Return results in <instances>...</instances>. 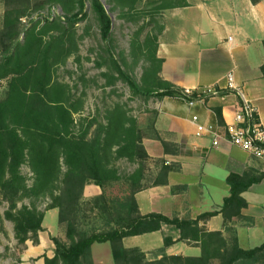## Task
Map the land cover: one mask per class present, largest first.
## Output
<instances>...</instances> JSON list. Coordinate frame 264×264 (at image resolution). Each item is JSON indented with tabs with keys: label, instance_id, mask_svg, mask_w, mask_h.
<instances>
[{
	"label": "trees",
	"instance_id": "1",
	"mask_svg": "<svg viewBox=\"0 0 264 264\" xmlns=\"http://www.w3.org/2000/svg\"><path fill=\"white\" fill-rule=\"evenodd\" d=\"M87 1L99 24L105 41H112V15L132 22L148 19L155 22L164 10L184 7L187 0H3L5 10L0 28V196L9 207L5 217L14 222L19 243L32 239L39 243L45 211L37 201L49 197L47 209L59 208V221L67 216L76 217L82 205L85 186L89 182L103 189L115 183H126L128 191L121 198L110 199L103 193L94 200L97 207L109 216L107 227L74 236V221L68 223L70 244L53 238L55 256L45 258V264H84L92 256L95 243H109L115 264H264V242L253 248H243L238 236H225L222 231H209L200 226L207 220L223 214L225 222L241 216L247 206L242 194L264 175L231 173L227 182L230 195L220 210L205 212L196 219L169 217L158 212L141 214L136 194L159 184L168 183L169 169L164 165L153 182L147 173L152 160L144 144V133L137 118L130 115L126 106L118 103L107 109L105 121L90 120L80 123L76 130L75 114L84 107L83 96L77 97L72 87L57 77L60 66L71 56L79 57L77 24L87 17ZM261 0H252L257 3ZM59 5L63 15L43 17L29 23L25 18L44 11L48 6ZM110 6V10L106 8ZM146 23L135 33L133 52L155 61L158 66L150 81L138 83L112 54L109 73H104L108 84L117 80L128 84L136 96H175L181 89L157 78L162 63L158 59L159 34H148L140 39ZM108 48V47H107ZM109 52L110 49L108 48ZM100 66L103 63H98ZM108 64V63H107ZM220 118V111L215 109ZM96 124L90 134L92 126ZM168 152V143L158 137ZM121 159L136 163L137 168L121 175L115 164ZM33 172L28 183L23 166ZM29 200L31 205H27ZM92 204V203H89ZM95 211V208H92ZM169 226L179 231L180 240L199 242L198 256L169 255L166 248L174 243L170 234L164 236L161 257L150 259L138 247L128 248L124 239L162 230Z\"/></svg>",
	"mask_w": 264,
	"mask_h": 264
},
{
	"label": "crops",
	"instance_id": "2",
	"mask_svg": "<svg viewBox=\"0 0 264 264\" xmlns=\"http://www.w3.org/2000/svg\"><path fill=\"white\" fill-rule=\"evenodd\" d=\"M187 1V6L169 9L163 14L156 54L162 63L157 78L179 89L196 90L224 84L225 75L233 71L246 96L256 105L264 125V0L257 3L252 0ZM159 100L158 112L145 129L150 134L145 133L143 144L152 159L165 160L168 183L136 194L141 214L158 212L169 217L196 219L202 213L221 209L230 195L227 178L231 173L264 175V163L260 159L226 139L214 146L211 135L197 136L191 121L198 115L201 123L214 124L221 133H226L240 109L237 93L231 92L225 98L209 97L194 107L172 96ZM215 109L220 111V118ZM158 137L168 143L167 154ZM242 196L247 206L241 216L225 222L223 214H218L199 224L209 231H222L225 236L234 231L240 246L249 249L264 242V177ZM43 228L38 244L26 243L22 264H29L31 260L45 264L46 257L55 256V243L47 241L53 232L45 220ZM165 230L163 226L160 231L143 234L161 233L159 246L133 244L130 247L137 246L147 253L161 248ZM179 238V234L174 237V243L166 248L167 254H201L199 242ZM98 244L109 245L92 246L94 264H114L111 258L95 257L94 246Z\"/></svg>",
	"mask_w": 264,
	"mask_h": 264
},
{
	"label": "rangeland",
	"instance_id": "3",
	"mask_svg": "<svg viewBox=\"0 0 264 264\" xmlns=\"http://www.w3.org/2000/svg\"><path fill=\"white\" fill-rule=\"evenodd\" d=\"M107 7L110 10V6ZM4 10L5 5L3 0H0V28L2 26ZM167 10L169 9L161 12V15H157L155 22L150 23H148V19L140 20L139 22L127 21L118 16V11L111 12L113 35L112 41L107 42L101 36L99 24L91 10L89 1H87L86 11L88 15L77 24L78 34L80 36L79 57L76 55L71 56L57 71L59 80L68 83L77 97L83 96L84 98L83 109L75 114L77 131L80 129V123L87 125L90 120L94 119H98L99 122H104L107 109L120 103L126 106L131 116L140 121V126L144 128L142 129L144 130V136L146 135L145 133L147 135L150 134V131L145 129L148 123L149 125L151 124V121L158 112L157 105L160 97L152 96L147 99L136 96L128 84L121 80H117L114 84L109 85L108 78L104 75V73H109V62L105 64L103 58L109 59L112 54L138 83H142L145 78L147 81H150L155 75L154 71L158 64L153 60L134 54L132 41L135 33L145 23L146 26L142 30L140 39H145L148 34L154 35L155 33L158 35L162 29L163 14ZM58 14H64L61 7L59 5H52L40 13H34L32 16L25 18L24 21L29 23L38 18L42 19L43 17H52ZM107 47L110 49L109 52L107 51ZM98 63H103V65L100 66ZM2 95L3 89L1 88L0 96ZM96 124L92 126L90 134L94 131ZM161 159L163 158L152 159L147 163V173L150 176L151 182L155 180L156 175L162 167L161 165L163 163ZM115 166L121 175L132 173L137 168V164L130 162L128 159L119 160ZM22 171L27 176L28 183L31 184L33 181V172L30 167L25 165ZM128 189V186L124 182L115 183L113 186L106 187L105 189L92 181L87 183L83 192L82 205L76 217L73 219V217L67 216L63 222L59 221V208L47 209L49 204L52 203L51 198L39 199L36 203L37 207L39 210L45 211V224L53 232V235L49 234L47 236V241L50 243L53 238H57L64 243L70 244L72 241V238L68 236V223L70 220L74 221L75 224V239H78L81 232L90 233L94 230L104 229L109 222V216L95 205L94 200L103 193L110 199L121 198L126 195ZM25 203L29 206L31 205L29 200H25ZM8 207V203L3 201L0 196V264H22L21 256L23 250L26 248V244L18 242L15 236L14 222L5 217V211ZM92 208H95V211H92ZM166 229L163 233L164 236L167 234L173 237L178 234L180 236L179 231H175L169 226H166ZM42 231H44V228ZM233 234H235L234 231H229L227 237L233 236ZM27 242L35 244L32 239H29ZM161 242L162 234L156 233L136 238L129 237L127 242H124V245L128 248H131L130 245L132 246L133 244L159 246ZM162 248H156L146 253L150 259L161 257ZM94 253L97 258H111L114 261L110 244L95 245ZM29 264H35L34 260L29 261ZM84 264H94L93 255Z\"/></svg>",
	"mask_w": 264,
	"mask_h": 264
},
{
	"label": "built area",
	"instance_id": "4",
	"mask_svg": "<svg viewBox=\"0 0 264 264\" xmlns=\"http://www.w3.org/2000/svg\"><path fill=\"white\" fill-rule=\"evenodd\" d=\"M222 85H210L201 89L184 88L172 96L181 100L189 107L199 103H205L209 97L225 98L227 94L235 92L240 98V109L235 114V122L227 127V134L221 133L214 124H203L199 116L191 119L196 127L197 136L209 134L212 136V144L219 146L221 140L226 139L232 145L241 148L264 163V125L259 118V113L254 102L249 99L236 80L233 71L228 72Z\"/></svg>",
	"mask_w": 264,
	"mask_h": 264
},
{
	"label": "water",
	"instance_id": "5",
	"mask_svg": "<svg viewBox=\"0 0 264 264\" xmlns=\"http://www.w3.org/2000/svg\"><path fill=\"white\" fill-rule=\"evenodd\" d=\"M106 8L108 9V7L106 6Z\"/></svg>",
	"mask_w": 264,
	"mask_h": 264
}]
</instances>
